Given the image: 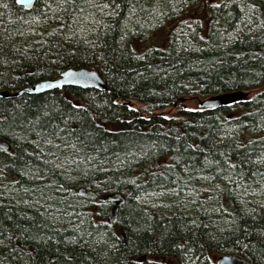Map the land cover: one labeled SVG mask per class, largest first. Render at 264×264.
I'll return each mask as SVG.
<instances>
[{
	"label": "trees",
	"instance_id": "obj_1",
	"mask_svg": "<svg viewBox=\"0 0 264 264\" xmlns=\"http://www.w3.org/2000/svg\"><path fill=\"white\" fill-rule=\"evenodd\" d=\"M176 1L0 0V90L71 67L108 86L0 97V264H264V0L208 2L206 34L201 12L177 21L203 0H181L169 44L146 45ZM231 90L254 93L182 106ZM150 193L190 203L160 213Z\"/></svg>",
	"mask_w": 264,
	"mask_h": 264
},
{
	"label": "water",
	"instance_id": "obj_2",
	"mask_svg": "<svg viewBox=\"0 0 264 264\" xmlns=\"http://www.w3.org/2000/svg\"><path fill=\"white\" fill-rule=\"evenodd\" d=\"M16 2L27 9L35 4L36 0H16ZM73 86L79 88H93L107 90L108 86L101 74L92 68L79 67L67 68L60 76L55 78H44L34 84L23 86L15 91L9 89L0 90V97H16L23 93H40L64 87ZM249 91L231 90L208 96L200 99L199 108H214L222 105H228L233 102L241 101L249 96ZM185 100V98H183ZM0 146L10 148V145L3 139H0ZM84 192V190H82ZM107 198L113 201V205L108 214V220L111 226H114L118 220L119 210L126 201V198L120 193H111ZM215 264H251L244 256L232 253L218 255Z\"/></svg>",
	"mask_w": 264,
	"mask_h": 264
},
{
	"label": "rangeland",
	"instance_id": "obj_3",
	"mask_svg": "<svg viewBox=\"0 0 264 264\" xmlns=\"http://www.w3.org/2000/svg\"><path fill=\"white\" fill-rule=\"evenodd\" d=\"M214 0H203V2H200L198 5L193 6V9L190 11V13L183 14V16L177 20L178 22L184 20L187 16H193L194 14H197L201 12L202 14L199 15V18L201 19L200 22L203 24L204 28V34L207 33L206 29L209 25V19L204 11L205 4H208V2H213ZM218 0H215L214 2H217ZM181 0H178L175 2V5L172 6L173 12L175 14H178L177 17L170 18V19H165L166 14L163 13L160 10H157L154 12L151 17L147 20V25L150 28V35L147 36L145 40L146 45H152V46H166L169 44V36L172 32V29L176 26L177 24L176 18L180 16L181 13H184L185 11L189 10L190 7L186 9V6L181 7ZM202 3V4H201ZM186 9V10H184ZM184 10V11H183ZM180 11V12H179ZM179 12V13H178ZM254 91L250 93L251 97L253 95ZM201 98H187L182 101V106L189 108V109H195L198 108V103ZM175 111V108H166L162 110L161 112H164L167 115H170ZM264 190V189H263ZM257 201L259 202H264V191L259 193ZM214 199V198H213ZM141 201L139 203H143L145 207H148L149 209L156 210L157 212L160 213H169V212H177L179 209L188 206L190 202H186L182 205H177V206H171L164 202L162 198H160V195L158 193H150L147 195H143L141 198ZM191 202H196V199H192ZM218 255L212 254V259L216 260ZM171 264H174L171 262Z\"/></svg>",
	"mask_w": 264,
	"mask_h": 264
},
{
	"label": "bare ground",
	"instance_id": "obj_4",
	"mask_svg": "<svg viewBox=\"0 0 264 264\" xmlns=\"http://www.w3.org/2000/svg\"><path fill=\"white\" fill-rule=\"evenodd\" d=\"M246 91V90H245ZM226 92V91H225ZM249 93H250V91H249ZM217 94H219V93H217ZM214 95V94H213ZM211 96V95H210ZM249 96H250V94H249ZM248 96V97H249ZM243 100H245V99H243ZM243 100H241V101H243ZM237 102H240V101H237ZM237 102H233V103H230V104H234V103H237ZM230 104H228V105H230ZM222 106H226V105H222ZM218 107H220V106H218ZM263 175H264V172H263ZM81 190H84V189H81ZM118 193V192H117ZM112 202V204H111V206H110V209H111V207H112V205H113V201H111ZM125 203V202H124ZM110 209H109V211H110ZM108 214H109V212H108ZM109 221V220H108ZM216 261V260H215Z\"/></svg>",
	"mask_w": 264,
	"mask_h": 264
}]
</instances>
